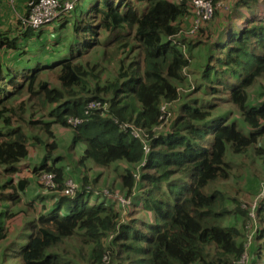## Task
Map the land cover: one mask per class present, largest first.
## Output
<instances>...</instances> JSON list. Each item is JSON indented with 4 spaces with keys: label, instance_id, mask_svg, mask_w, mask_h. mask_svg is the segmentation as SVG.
Segmentation results:
<instances>
[{
    "label": "trees",
    "instance_id": "obj_1",
    "mask_svg": "<svg viewBox=\"0 0 264 264\" xmlns=\"http://www.w3.org/2000/svg\"><path fill=\"white\" fill-rule=\"evenodd\" d=\"M16 1L12 5L5 0L0 3V27L11 26L8 32L0 33V117L10 95L1 85L8 81L17 98L43 94L53 118L42 124L44 134L54 139L52 124L69 127L67 150L78 156L75 167L82 171L87 163L99 168L119 165L116 173L124 199H131L134 190L144 186L134 205L145 219L125 221L109 203L111 197L102 195L101 188L94 190L95 183L88 187L84 176L75 180L65 171V156L50 151L58 145L53 141L39 166L32 169L40 195L44 193V186L38 183L40 176L53 174L60 197L43 211L44 196L39 200L40 210L34 204L39 193L34 194L35 199L24 200L32 215L22 217L18 240L6 247L9 230L5 226L12 215L0 207V248L10 250L18 264H228V259L240 257L243 250L235 240L237 233L223 225L229 211L233 214L239 208L228 209V203H234L233 196L216 190V185L229 177V150L233 155L242 154L264 138V100L256 105L248 95L264 78V0L231 3L229 17L244 20L242 28L235 21L222 25L215 9L220 0H211L212 17L194 29L191 24L190 33L180 24L194 15L191 0H176V4L167 0H87L85 7L78 3L70 16L38 30L22 25L15 16L26 11L30 0H24L21 9L16 8ZM76 10L78 16L70 24L75 34L70 48L79 44L81 49L70 50L68 59L49 66L32 62L26 50L19 52L22 42L53 36L47 35L48 26L66 28L67 19ZM8 14L14 18L5 22ZM214 33L216 38L209 43ZM196 47L206 53L202 72L206 90L228 94L242 117L240 128L226 117L221 118L222 125H202L215 109L204 103H182L180 116L175 120L168 116L173 115L171 105L180 99L178 85L185 69L200 62L191 56ZM97 50L102 61L115 62L118 67L116 77L103 84L100 76L92 73L95 66L89 71V64L82 62ZM135 51L139 57L125 65V55ZM6 52L12 53L11 68L3 62ZM40 70L47 71L46 77L56 75V85L42 82ZM86 92L87 97L80 96ZM89 102H100L103 109H87ZM74 117L82 122L71 127L68 120ZM4 123L9 125L7 118ZM164 123L171 131L159 133ZM134 131L142 135L135 137ZM29 139L18 128H0V167L12 175L19 174L18 168L28 156ZM28 181L8 180L0 188L11 191L8 201L17 202L20 193L21 199L31 195L34 188ZM106 191L113 194L111 188ZM260 205L257 218L262 222L264 199ZM256 233L262 236L255 240L256 251L264 250V230L258 228ZM84 247H89L94 260H88Z\"/></svg>",
    "mask_w": 264,
    "mask_h": 264
},
{
    "label": "rangeland",
    "instance_id": "obj_2",
    "mask_svg": "<svg viewBox=\"0 0 264 264\" xmlns=\"http://www.w3.org/2000/svg\"><path fill=\"white\" fill-rule=\"evenodd\" d=\"M221 1L222 2L220 3L224 5L216 3L215 9L219 12L218 19L221 21L222 25L235 21L238 28H240V25L243 26L244 20L237 21L235 18L231 19L229 17V10L225 9L226 6L230 9V5L234 2V0ZM86 2L87 0H85V6ZM115 2H118V0ZM82 3H84V0H82ZM78 12L79 10H76L75 14L67 19L68 24L63 30H60L59 24H55L51 27L48 26L47 30L49 33H47V35L53 34L59 43L53 44L55 39L53 36H49L45 38V40L44 38H40L37 41L32 39L31 43H20L19 46L21 48L19 52L26 50L28 54L27 56H29L32 62H46L47 60H52L55 57H57L58 61H61L66 59L64 58L66 55L68 58L70 50L81 49V45L79 44H74L70 48L73 42L71 40L75 38V34L73 33L70 24L73 22ZM13 18L14 15L8 14L5 16V22H8L9 20L12 21ZM78 18L80 20L82 19L81 17ZM6 27H0V33H6L9 31V28H11L9 25H6ZM182 29L184 31L187 30L186 32L190 33L189 25H186ZM215 34L216 33L212 34L209 43L216 38ZM11 35L12 34L9 33V36ZM86 38L89 37L86 36ZM103 39H105V36L101 38L102 41ZM101 43L102 42H100V44ZM99 51L100 50H97L94 54H92V56H85L82 59V62L89 64V71L95 66L92 73L98 74L100 76V84H103L104 82L112 80L116 77L118 67L115 62L109 64V62L102 61L99 56ZM6 54V58H4L3 62L6 64L7 68H11L9 66L13 64V57H10L8 53ZM60 54L66 55L61 56ZM205 54L206 53L202 54L200 47H196L191 52V56H195L196 60L198 59L200 62L195 63L196 60L193 58L192 62L195 64H192L189 68L185 69L183 73L184 79L178 85L180 99L171 105L170 111L173 115L168 116L173 120L180 116L183 111L182 103L193 102L197 105L204 103V105H214L215 109L212 111V116L202 125H208L211 122H219V124L222 125L223 123H221V118L226 117L229 123L233 122L235 125L239 126L238 128H240V121L242 120V117L240 116L237 108L229 100L228 94L222 92H214V94H212L210 90H206L205 88L206 84L204 80H202V72L205 66V58L203 56H205ZM185 56L188 57L189 55L185 53ZM135 57H139L138 51H135L131 56L125 55V65H127L128 62ZM188 58L190 59V57ZM39 69L41 68L39 67ZM41 70L38 72L41 77L40 80L42 82H46L47 84L49 83L51 87L56 85V75L46 77L44 76V73L47 71ZM21 81L22 80H20V82ZM10 84L11 82L8 81L7 84L1 85L5 91L10 93V95L7 97L8 101L5 102V104H7V109L5 112L1 113L0 128L8 130H15L18 128L30 139L27 143L28 156L21 162V165L18 168L19 174L12 175L7 172L5 167H0V185L5 184L8 180H14L16 182L18 179H29V184H31V187L34 188L30 189V194H38L39 191L36 190L38 188V184L36 182V178L33 176V169L39 166L41 160H43V158L47 155L46 152L49 149V146L53 143V141H56L58 143L57 148L51 149L50 151L53 152V155L61 154V156H65L64 168L68 174L74 175V179L77 181L84 176L87 179L88 184H90L88 187H91V184L95 183L94 190L101 188L102 190L100 189V191L102 192V195L104 194L106 197H111L110 199L112 202L109 201V203L114 206L115 210L121 212V216L125 221L127 219V222H133L138 219L144 220V213H139L138 209L134 205V200H138L137 197L140 192V187L144 186H139L138 189L134 190V194H131V199L126 200L123 198V186L120 184L116 173L119 165H112L110 168H99L94 164L92 166L91 163H87L83 171L75 167L78 156L71 155L67 150L69 142L68 139L70 138L69 136H71L70 128L63 127L58 124H52L51 128L55 138L53 139L52 137H47L43 130H41V127L45 123L52 122L53 120V118L50 117L52 110L51 105L45 101L43 94L41 93L18 98L15 97V90ZM23 87L24 84L20 88ZM248 95L250 96V102L256 103L264 100V78L260 79L258 83L251 87L248 91ZM80 96L87 97L88 92L81 94ZM1 97L4 98L6 95H1ZM104 99L107 100V97H104ZM94 104H97V102H94ZM257 104L258 103H256V105ZM20 108H24V110ZM9 109H12V111H9ZM217 115H219V117H216ZM5 118H7L9 125H5ZM164 125L165 128L162 129V127H160L158 129L159 133L171 131L168 123H164ZM133 134L135 137L142 135V133L137 131H134ZM79 150L81 151L82 148ZM227 154V170L229 171V177L219 182L216 185V190H221L226 194H231L233 196H230V198H232L234 203H228V209H233L235 205L239 208L237 212L231 214V212L225 207L229 213L226 215L223 225L228 228L230 226L232 230L237 233L235 240L238 245L242 244L243 250L240 257H237L236 259L230 258L227 261L228 264H260V262H264V250L260 249L259 251H256L258 249L256 247L257 243L255 244V240L257 237L259 239L262 238L259 233H256V229L258 230V228H261V230H264V217L262 218V222H260L257 218L258 211L261 208L260 204L264 199V138L261 140L260 144L249 147L242 154L233 155L230 150ZM40 178L38 183L40 182ZM54 186L55 187L51 190H47L42 186L44 190L42 197L44 196L47 203L51 201L53 204L56 196L59 194L57 190L58 185L54 183ZM110 188L113 194L106 191ZM10 192L11 191L6 188H0V207H6L8 213L12 215V219L6 221L5 229L9 230V232L7 233V240L4 242L5 247L6 245H9V242L18 240L17 234L20 232L23 225L22 217H29L32 215L31 210L22 203L24 202V199H21V193L18 197L19 201L15 202L7 200L6 197L10 194ZM39 196L40 195H37V197ZM69 196H71V194ZM99 197L105 198L104 196ZM49 208L50 207H44L41 210H48ZM15 212L16 215H13ZM17 212L21 213L19 214ZM134 226L138 227L139 225L136 224ZM259 239H257V241ZM106 244L107 240H102V245L105 246ZM5 247L0 248V264H18V261L15 260L16 258L11 257L14 254L12 255L10 250H5ZM83 250L84 253H86L88 260H94V258L91 259L89 256V247H84ZM258 255L262 261H258ZM105 259L106 258H103L102 260Z\"/></svg>",
    "mask_w": 264,
    "mask_h": 264
},
{
    "label": "built area",
    "instance_id": "obj_3",
    "mask_svg": "<svg viewBox=\"0 0 264 264\" xmlns=\"http://www.w3.org/2000/svg\"><path fill=\"white\" fill-rule=\"evenodd\" d=\"M2 0H0L1 3ZM10 5L14 0H5ZM78 0H30L28 1L26 11L21 15H16V18L22 23V25L29 26L35 30L41 27L54 23L59 18L71 14L74 10ZM193 14L196 23L209 20L213 15V7L209 0H192ZM99 104H89L88 109H99ZM81 123V120H73L72 125L76 126ZM139 137V136H136ZM145 153L148 149L144 147ZM54 175L43 174L40 178V183L47 190L54 188ZM67 185L73 187L70 181L66 182Z\"/></svg>",
    "mask_w": 264,
    "mask_h": 264
},
{
    "label": "crops",
    "instance_id": "obj_4",
    "mask_svg": "<svg viewBox=\"0 0 264 264\" xmlns=\"http://www.w3.org/2000/svg\"><path fill=\"white\" fill-rule=\"evenodd\" d=\"M168 2H170V3H174V4H176L177 2H176V0H172V1H170V0H167ZM220 2H222L221 0L217 3V4H221V5H224V4H222V3H220ZM23 4H24V0H17L16 1V8L17 9H21L22 7H23ZM81 4H82V6L81 7H85V0H84V3H82L81 2ZM216 5V4H215ZM231 6V5H230ZM225 9H229V7L228 6H226L225 7ZM191 24H192V28L194 29L198 24L195 22V20L193 19V17H190V18H184L183 19V22L180 24L181 25V27L180 28H184L186 25H189V27L191 26ZM191 28V29H192ZM6 53H8L10 56H12V53H10V52H6ZM49 54V53H48ZM61 56H65L66 54H60ZM64 58H67V55L64 57ZM58 60H57V57H55L54 59H52V60H47L46 62L48 63V62H57ZM36 62H39V61H36ZM45 62V63H46ZM40 63H44V62H40ZM6 65V64H5ZM18 175V174H17ZM38 191V190H37ZM39 195H40V192H39ZM40 198H42V196L40 195L37 199H35L34 198V195H28V197H26L25 196V201H27V200H31V199H35L34 200V204L36 205V207H37V209H39L40 210V208L42 207V205H40V204H42V203H40L39 202V200H40ZM45 208H48V207H51V206H47V205H52V202L50 201V202H46L45 201Z\"/></svg>",
    "mask_w": 264,
    "mask_h": 264
},
{
    "label": "clouds",
    "instance_id": "obj_5",
    "mask_svg": "<svg viewBox=\"0 0 264 264\" xmlns=\"http://www.w3.org/2000/svg\"><path fill=\"white\" fill-rule=\"evenodd\" d=\"M177 1H181V0H177ZM81 2H82V0H78L77 5H78V3H81ZM209 2L211 3V5H212V7H213L214 5H213L212 1L209 0ZM191 4H192V0H191ZM213 9H214V8H213ZM192 12H193V5H192ZM193 19L195 20L194 15H193ZM195 22H196V20H195ZM197 24L199 25L200 23H197ZM243 25H244V23H243ZM239 27L242 28L243 26L240 25ZM172 39L174 40L175 38H172ZM66 59H68V58H66ZM58 62H60V61H57V62H48V63H50L49 66H51V65H53V64H55V63H58ZM92 103H94V102H89V103L86 105V108L88 109L89 104H92ZM97 104L100 105V102H97ZM100 108L103 109V105H102V106L100 105ZM100 108H99V109H100ZM73 120H81V119H79V118H77V117L70 118V119L68 120V124H69V126H71V127H74V126L72 125ZM81 122H82V120H81ZM80 124H81V123H80ZM145 154L147 155L148 152L145 153ZM40 184H41V183H40Z\"/></svg>",
    "mask_w": 264,
    "mask_h": 264
}]
</instances>
